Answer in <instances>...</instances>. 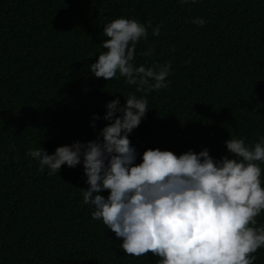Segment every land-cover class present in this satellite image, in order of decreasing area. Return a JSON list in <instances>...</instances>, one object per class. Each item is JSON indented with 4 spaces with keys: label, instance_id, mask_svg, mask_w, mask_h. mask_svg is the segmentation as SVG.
<instances>
[{
    "label": "trees",
    "instance_id": "16d2710c",
    "mask_svg": "<svg viewBox=\"0 0 264 264\" xmlns=\"http://www.w3.org/2000/svg\"><path fill=\"white\" fill-rule=\"evenodd\" d=\"M118 17L145 25L131 63L170 65L166 87L137 91L119 73L92 74L103 26ZM130 93L148 107L128 137L137 164L149 148H207L214 159L234 158L229 137L251 148L264 136V0H0V264H156L151 252L124 253L122 238L92 219L82 164L49 174L27 155L95 140L106 103L122 106ZM254 163L264 188V161ZM253 220L264 228V209ZM249 256L264 264V245Z\"/></svg>",
    "mask_w": 264,
    "mask_h": 264
},
{
    "label": "clouds",
    "instance_id": "9594fccd",
    "mask_svg": "<svg viewBox=\"0 0 264 264\" xmlns=\"http://www.w3.org/2000/svg\"><path fill=\"white\" fill-rule=\"evenodd\" d=\"M158 34L159 26L153 29ZM103 35L106 51L88 65L95 77L109 80L119 73L128 84H137V91L139 85L148 90L167 86L170 65L154 70L131 63L137 41L147 35L144 24L118 17L103 26ZM149 78L154 83L148 84ZM124 99L122 106L119 99L106 103L103 119L108 123L95 140L58 146L52 154L38 147L27 155L49 174H57L61 165L82 164L88 185L81 189L82 202L93 207V220H102L122 238L119 246L126 254L151 252L159 257L156 264H251L255 256L249 253L264 245V228L248 226L264 209L261 169L254 163L264 161V136L251 148L243 138L226 139L234 158L214 159L207 148L179 156L149 148L137 164L128 137L145 116L147 100L132 93ZM100 118L93 114V120ZM104 189L107 198L100 194Z\"/></svg>",
    "mask_w": 264,
    "mask_h": 264
}]
</instances>
